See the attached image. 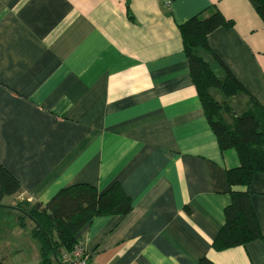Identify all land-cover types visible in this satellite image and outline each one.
Returning a JSON list of instances; mask_svg holds the SVG:
<instances>
[{"label":"crops","instance_id":"obj_1","mask_svg":"<svg viewBox=\"0 0 264 264\" xmlns=\"http://www.w3.org/2000/svg\"><path fill=\"white\" fill-rule=\"evenodd\" d=\"M213 5L233 28L208 44L264 110V24L249 0H0V163L21 187L0 205L3 264L40 260L17 202L113 182L132 207L79 230L92 263L264 264V172L246 186L261 236L212 247L238 158L220 151L178 24Z\"/></svg>","mask_w":264,"mask_h":264},{"label":"trees","instance_id":"obj_2","mask_svg":"<svg viewBox=\"0 0 264 264\" xmlns=\"http://www.w3.org/2000/svg\"><path fill=\"white\" fill-rule=\"evenodd\" d=\"M249 2L264 24V0ZM219 27L231 29L233 21L215 5L207 16L195 14L178 24L189 73L220 151L233 150L238 158V165L226 170L231 202L224 208V225L212 241L215 250L261 236L246 186L255 173L264 172V110L210 48L207 35ZM216 93L222 100L215 98ZM238 94L249 99L247 108L239 113L226 100ZM20 190L17 178L0 163V205L5 196ZM13 206L21 213L20 225L25 216L34 222L30 234L39 243L37 264H65L61 255L78 243L83 226L95 216L126 214L132 202L117 182L102 192L87 183H76L59 189L45 203L21 200ZM196 264L215 263L200 257Z\"/></svg>","mask_w":264,"mask_h":264},{"label":"built area","instance_id":"obj_3","mask_svg":"<svg viewBox=\"0 0 264 264\" xmlns=\"http://www.w3.org/2000/svg\"><path fill=\"white\" fill-rule=\"evenodd\" d=\"M61 257L65 264H94L79 243L74 245L72 250L63 252Z\"/></svg>","mask_w":264,"mask_h":264},{"label":"rangeland","instance_id":"obj_4","mask_svg":"<svg viewBox=\"0 0 264 264\" xmlns=\"http://www.w3.org/2000/svg\"><path fill=\"white\" fill-rule=\"evenodd\" d=\"M244 96H245L244 94H238V95L233 96L232 98H228V99L226 98V100L235 108V111L239 113L247 108L244 106L243 102L242 103L239 102L240 97H243L242 99H245ZM215 98L220 101L222 100V95L219 93H216ZM247 100L249 99L247 98ZM248 102H247V106L249 105ZM2 219L3 217H0V220Z\"/></svg>","mask_w":264,"mask_h":264}]
</instances>
